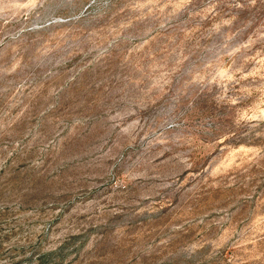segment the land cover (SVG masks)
<instances>
[{
    "label": "rangeland",
    "instance_id": "obj_1",
    "mask_svg": "<svg viewBox=\"0 0 264 264\" xmlns=\"http://www.w3.org/2000/svg\"><path fill=\"white\" fill-rule=\"evenodd\" d=\"M0 264H264V0H0Z\"/></svg>",
    "mask_w": 264,
    "mask_h": 264
}]
</instances>
